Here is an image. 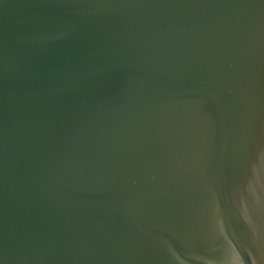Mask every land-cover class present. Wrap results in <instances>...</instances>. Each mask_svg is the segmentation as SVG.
I'll list each match as a JSON object with an SVG mask.
<instances>
[{
    "label": "water",
    "instance_id": "1",
    "mask_svg": "<svg viewBox=\"0 0 264 264\" xmlns=\"http://www.w3.org/2000/svg\"><path fill=\"white\" fill-rule=\"evenodd\" d=\"M0 264H264V0H0Z\"/></svg>",
    "mask_w": 264,
    "mask_h": 264
}]
</instances>
